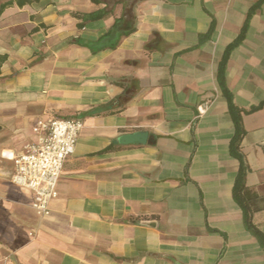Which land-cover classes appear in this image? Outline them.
<instances>
[{
  "label": "crops",
  "instance_id": "obj_1",
  "mask_svg": "<svg viewBox=\"0 0 264 264\" xmlns=\"http://www.w3.org/2000/svg\"><path fill=\"white\" fill-rule=\"evenodd\" d=\"M0 7V264H264V0ZM51 117L83 128L40 218L10 159Z\"/></svg>",
  "mask_w": 264,
  "mask_h": 264
},
{
  "label": "built area",
  "instance_id": "obj_2",
  "mask_svg": "<svg viewBox=\"0 0 264 264\" xmlns=\"http://www.w3.org/2000/svg\"><path fill=\"white\" fill-rule=\"evenodd\" d=\"M199 114L203 109L198 107ZM83 124L78 119L49 118L35 123L36 141L12 157L10 182L32 194L31 208L40 218L50 214L64 162L74 153ZM2 158H7L2 155Z\"/></svg>",
  "mask_w": 264,
  "mask_h": 264
},
{
  "label": "trees",
  "instance_id": "obj_3",
  "mask_svg": "<svg viewBox=\"0 0 264 264\" xmlns=\"http://www.w3.org/2000/svg\"><path fill=\"white\" fill-rule=\"evenodd\" d=\"M26 1H38V0H26ZM3 7H0V12ZM102 16L100 13H94L88 16V20H95ZM211 28L208 31V35L211 33ZM243 32V31H242ZM242 33L238 37L236 43L241 39ZM230 45L224 55L223 61L221 62L218 70V80L220 85H223V67L226 59L227 52L236 44ZM241 130L239 121L235 120V136L232 140V145H238V142L241 137ZM233 196L236 201L245 209L246 213L244 215V223L248 230L256 237V239L264 246V235L256 228L252 221V214L258 210V204L263 200L257 197L246 185H245V168L240 159V168L238 175L236 177L234 187H233Z\"/></svg>",
  "mask_w": 264,
  "mask_h": 264
},
{
  "label": "water",
  "instance_id": "obj_4",
  "mask_svg": "<svg viewBox=\"0 0 264 264\" xmlns=\"http://www.w3.org/2000/svg\"><path fill=\"white\" fill-rule=\"evenodd\" d=\"M146 136H147L146 133H136V134L124 137V141L126 142L134 141L137 143H144V139L146 138Z\"/></svg>",
  "mask_w": 264,
  "mask_h": 264
}]
</instances>
